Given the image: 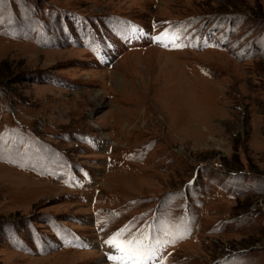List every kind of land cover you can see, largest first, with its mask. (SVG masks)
I'll use <instances>...</instances> for the list:
<instances>
[{"label":"rangeland","instance_id":"obj_1","mask_svg":"<svg viewBox=\"0 0 264 264\" xmlns=\"http://www.w3.org/2000/svg\"><path fill=\"white\" fill-rule=\"evenodd\" d=\"M112 238L264 264V0H0V264Z\"/></svg>","mask_w":264,"mask_h":264},{"label":"snow or ice","instance_id":"obj_2","mask_svg":"<svg viewBox=\"0 0 264 264\" xmlns=\"http://www.w3.org/2000/svg\"><path fill=\"white\" fill-rule=\"evenodd\" d=\"M158 41L160 37H156ZM119 233L116 234L119 237ZM106 243L114 245L121 253V257L111 256L109 259H120L125 261L126 264H142L143 261L151 259V255L147 250V246L138 239H131L124 243H119L117 238H112Z\"/></svg>","mask_w":264,"mask_h":264},{"label":"bare ground","instance_id":"obj_3","mask_svg":"<svg viewBox=\"0 0 264 264\" xmlns=\"http://www.w3.org/2000/svg\"><path fill=\"white\" fill-rule=\"evenodd\" d=\"M110 252H108V254H109ZM112 255V254H111Z\"/></svg>","mask_w":264,"mask_h":264}]
</instances>
